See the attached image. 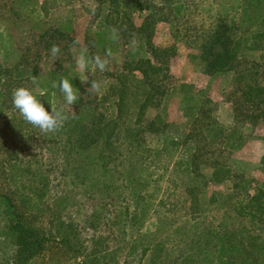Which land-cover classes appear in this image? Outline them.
Masks as SVG:
<instances>
[{
	"label": "rangeland",
	"instance_id": "obj_1",
	"mask_svg": "<svg viewBox=\"0 0 264 264\" xmlns=\"http://www.w3.org/2000/svg\"><path fill=\"white\" fill-rule=\"evenodd\" d=\"M124 1L118 0V9L127 15L120 13L115 21L109 0H0V264H15L17 250L7 197L24 221L53 239L26 264H180L192 254L193 243L205 241L207 255H197L203 259L193 264H214L216 231L224 243L245 251L225 255L229 264H264V253H257L264 220L235 213L243 193L233 188L247 179L249 194L264 191V118L251 120L255 106L241 98L245 83L264 89V51L243 48L234 71L212 75L200 58L211 15L227 1L231 7L240 1L174 0L170 21L157 22L152 30V45L175 48L168 70L157 78V105L140 121L153 123L156 132H137L135 104L133 115L118 122L107 142L94 133L116 116L111 88L121 85L127 63L150 56L138 32L147 5L138 11L135 0L127 1L130 7ZM262 7L253 10L256 18L264 17ZM108 15L114 25L103 22ZM53 45L60 48L56 58ZM81 52L109 63L103 72L81 71L76 66ZM17 71H23L19 78ZM239 72L242 79L236 80ZM61 78L73 83L78 99L65 107L64 126L45 133L13 108L12 92L32 89L50 111L63 103L59 89L51 87ZM91 82L100 84L99 91ZM237 130L244 135L239 149ZM215 165L239 178L211 183ZM57 229L66 242L53 236Z\"/></svg>",
	"mask_w": 264,
	"mask_h": 264
},
{
	"label": "trees",
	"instance_id": "obj_2",
	"mask_svg": "<svg viewBox=\"0 0 264 264\" xmlns=\"http://www.w3.org/2000/svg\"><path fill=\"white\" fill-rule=\"evenodd\" d=\"M109 1L115 6L114 12L117 13L116 18H114L115 21L120 20V13L124 16L127 15L126 12L119 11L118 0ZM127 1L131 0L124 1V6L130 7V4ZM239 1L240 3L239 5H236L237 7H231L233 2L227 1V4L221 11H216L211 15L212 17L210 20L212 21L209 26L210 35L208 40L200 46V58L205 64L204 72L206 74L212 75L234 71L239 61V53L243 48L250 51H264V17L256 18L253 13L254 9H259L258 7L260 6L263 8L264 0ZM132 5L138 7V11H140L144 5H147L149 14L143 19L141 26L138 28V32L142 34L146 41L145 44L149 50L150 56L149 58L136 62L134 65L127 63L125 68L127 73L120 77L121 85L111 88V96L116 98V116L114 120L104 124L102 130L97 129L94 133L96 137L102 136V138H106L107 142L110 140L111 134L114 132L118 122L121 121L122 118H125L126 120V118L133 115L130 108L135 104H137V112L135 114L136 118L134 124L140 126L138 129L139 131L137 132L141 133L145 130L154 133L156 132V130L153 129V123H149L145 126L143 123L140 124V121L148 108L157 105L159 100L157 96L160 92L157 85L158 75L160 72L168 70V60L175 55L174 47L157 48L152 45L151 42L153 25L164 20L170 21V15H174V0H135ZM108 16L109 17L105 18L103 22L114 25V23L109 22L111 15ZM54 32H56V30L53 31V33ZM237 34H239L240 37L237 38ZM136 73L139 74V76L136 75ZM242 73L243 72H239L236 80L242 79ZM22 74L23 71H17L15 77L19 78ZM139 89L141 90L142 95L138 93ZM241 94L243 104L255 106L253 111L256 115H251L249 118L251 120H256L260 117L264 118L263 87L245 83L241 87ZM139 96H142L141 100L138 99ZM127 101L129 103L128 108ZM235 137L236 140L240 141L235 149H239L242 146L241 142L244 135L240 134V131L237 130ZM79 144H81L80 141ZM108 155L110 156L111 154L109 153ZM262 161V165L264 166V156ZM106 164L109 163L106 162ZM18 176L20 177L21 174L19 173ZM235 178L239 177L235 175L230 168L223 165H215L211 173L210 182L221 184L224 181L231 179L234 180ZM250 184L251 181L247 179L233 183L234 190L239 193L242 191L243 193L241 200L235 201L234 211L239 217L257 218L260 221H263L264 191L261 189H255L253 194H249L248 189L250 188ZM187 193L192 197V188H190ZM6 199L8 200L7 202L9 203V206L13 209L15 218V244L17 250L14 262L15 264H26L31 258L42 251L46 242L52 241L53 239L46 235H42L37 229L32 227L27 220L24 221L23 218H25V215L20 214L19 210H16L15 203H12L10 197H7ZM66 200V197L63 198V201ZM25 201L26 200H23V203H25ZM22 208L23 207L21 206V209ZM42 212V207L37 209L38 214ZM52 234L57 237V239L61 237V240L66 242V237L62 235L63 233H61L60 229H57V231ZM221 234V232L216 231L213 235L218 240L212 247V250L216 252L217 257V262L214 264H229V262L224 259L225 255L228 257L235 254L242 255L245 251L244 249H240L239 245L236 243H224V237H221ZM205 242V245L193 243L190 247L192 254L185 255L180 264H193L194 261L196 262L199 259H203L199 256H201V254L207 255L208 248L206 246L208 241ZM262 242L263 243H261L257 252L259 255L264 253V241ZM194 251H196V253ZM145 252L146 250L143 251V255Z\"/></svg>",
	"mask_w": 264,
	"mask_h": 264
},
{
	"label": "clouds",
	"instance_id": "obj_3",
	"mask_svg": "<svg viewBox=\"0 0 264 264\" xmlns=\"http://www.w3.org/2000/svg\"><path fill=\"white\" fill-rule=\"evenodd\" d=\"M112 38L116 39L115 29H113ZM59 52L60 48L53 45L51 56L56 58ZM106 55L110 56L111 53L109 52ZM108 63L109 60L107 58H101L99 55L89 58L84 52H81L76 59V66L81 71L94 67L103 72ZM35 82L34 78L33 83ZM51 87L59 89L63 103L59 105L54 104L50 111L45 109L44 104L32 89L18 87L13 90L11 96L13 108L23 120L45 133H55L64 126L65 122L69 119V116L65 113V107L72 106L78 99L77 88L73 86V83L68 78H61L59 82L53 81ZM91 88L99 91L100 84L91 82Z\"/></svg>",
	"mask_w": 264,
	"mask_h": 264
}]
</instances>
